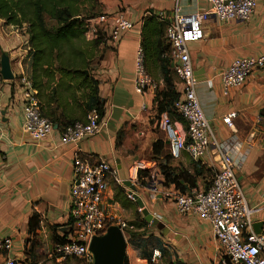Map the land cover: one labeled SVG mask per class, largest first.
<instances>
[{
	"label": "crops",
	"instance_id": "1",
	"mask_svg": "<svg viewBox=\"0 0 264 264\" xmlns=\"http://www.w3.org/2000/svg\"><path fill=\"white\" fill-rule=\"evenodd\" d=\"M101 13L111 15L123 9L133 22L132 28L121 39L107 40L100 51L98 65L86 74L96 80L100 99L104 101L103 124L100 129L78 144L60 142L61 129L57 127L44 138L32 139L22 127V102L24 87L21 73L30 74L31 58L27 54V34L0 19V48L10 57L12 80L0 75V235L9 236L12 248L9 255L25 257L28 219L32 213L39 215L34 253L48 252L52 247L53 233L62 234L68 221L69 188L73 175L74 153L83 156L104 157L115 169L108 177V188L103 194L101 207L128 221L137 219L141 210L129 194L124 181L136 186L148 211L158 219V224L147 222L143 232L146 237L136 246L127 244L126 264H229L224 262L211 224L194 213H179L174 201L165 194L150 198L149 188L182 190L189 186L207 188L217 169V163L208 155L194 160L185 151L178 157L169 155L165 133L157 117L155 90L136 91L134 61L141 41L143 17L150 13L170 14L171 0H98ZM181 13L204 12L207 0H179ZM203 36L187 42L191 65L196 75L195 91L205 117L222 145L237 163V175L251 206L264 204V67L252 71L245 82L223 93L221 72L239 56L264 55V0H256V7L247 21L219 20L209 14L202 23ZM20 56L24 67L20 75L13 70L11 59ZM152 77L163 80L159 63L146 61ZM175 90L181 83L172 74ZM162 86V83L159 85ZM81 91L76 92L77 104L67 103V115L84 120L85 106ZM54 107L55 104H52ZM59 111V110H58ZM236 111L233 127H228L222 117ZM175 124L184 123L173 117ZM163 141L159 155L153 154L152 144ZM168 155L167 165L177 180L163 185L159 170L160 160ZM145 161L151 167L140 184L133 179L129 167L135 161ZM156 183V185H155ZM152 235L153 242H146ZM161 249V257L152 263L148 256L152 248ZM51 249V248H50ZM163 260V261H162ZM163 262V263H162ZM0 264L2 260H0Z\"/></svg>",
	"mask_w": 264,
	"mask_h": 264
},
{
	"label": "built area",
	"instance_id": "2",
	"mask_svg": "<svg viewBox=\"0 0 264 264\" xmlns=\"http://www.w3.org/2000/svg\"><path fill=\"white\" fill-rule=\"evenodd\" d=\"M171 1L174 3L173 12L160 13L159 16L167 20L165 38L170 45L171 67L181 83L174 109L184 123V130L166 113L160 116L159 124L165 133L171 157L176 158L183 151L194 160L208 155L211 161L217 163V169L207 188L188 187L185 191L165 190L162 193L174 201L179 213L197 214L211 224L224 262L264 264V204L251 206L248 203L237 175V163L218 140L203 113L195 91L196 75L187 48V42L203 36L202 23L209 14L219 20L247 21L256 7V0H207L210 5L206 11L189 14L179 11V0ZM99 20L108 23L107 40L112 43L118 42L133 26L123 9L110 16L102 13ZM263 67L264 55L234 58L221 72L223 93L226 94L231 87L242 85L252 71ZM20 82L24 87L21 111L23 130L34 140L44 138L53 130L54 124L41 114L40 101L29 78L21 73ZM161 83L162 80L154 79L146 70L139 46L134 61L136 91H154ZM236 115V111H229L222 120L232 128V119ZM102 124L103 117H100L97 109L91 108L86 112L84 120H77L61 131L60 142L76 145L95 134ZM150 169L147 162L138 160L130 165L129 172L136 180L139 171ZM111 174H115V169L104 157L74 153L69 188L70 230L66 241L52 244L47 253L48 262L52 259L62 261L75 257L92 264L93 254L89 250V243L93 236L103 235L110 225H116L128 244L130 233L139 231L130 221L101 207ZM257 222H261L259 232L254 229V223ZM11 248V238L0 235V260L3 264H28L25 257L10 256L8 253ZM160 257L161 250L153 248L150 261L157 263Z\"/></svg>",
	"mask_w": 264,
	"mask_h": 264
},
{
	"label": "trees",
	"instance_id": "3",
	"mask_svg": "<svg viewBox=\"0 0 264 264\" xmlns=\"http://www.w3.org/2000/svg\"><path fill=\"white\" fill-rule=\"evenodd\" d=\"M89 1L92 0H0V19L4 20L5 24H11L19 30L24 28L27 34V54L31 58L28 78L40 101L41 114L53 124H56L61 131L75 121L81 120L67 115L66 101L71 100L72 104H77V91L83 90L81 91V97H84L86 112L91 108H95L101 118L104 116V100L100 99L98 95L96 80L85 73V70L89 71L92 67L95 55L93 52L88 53L87 50L83 49L78 40L82 36L84 25L88 23L87 26L90 28V24L95 21L94 18L97 16L93 13L91 7L88 9L86 2ZM97 4L99 6L97 14L101 15L98 0ZM166 26L167 20L161 19L159 14L150 13L143 17L140 46L143 52L144 64L151 75L146 66V61L150 59L152 63L158 62L163 79L161 88L158 86L155 89L156 119L158 120L163 113H166L171 119L173 117L180 119L174 109V102L179 93L175 90L172 78L174 72L169 56L170 45L165 38ZM92 30L93 42L97 46L103 41V36L100 35L98 30L94 28ZM2 52L0 48V55ZM52 104H55V106L53 107ZM162 148V140L159 139L153 142V154L159 155ZM167 159L168 155H165L159 163L164 186L169 182L177 184L176 177L171 175ZM149 171L138 172L137 176L140 184H146V181L142 178ZM186 189L182 188L181 191ZM130 222L139 231L130 233L128 244L136 246L142 241V237H146L142 235L143 232H146V228L144 230L140 229L147 225V221L142 213L137 211V219ZM68 224L69 221L65 224L66 228L61 235L53 233L52 243L67 240L70 230ZM38 226L39 215L32 213L28 219L30 236L26 239V244L28 242L30 244L24 249L27 255L25 260L28 264H34L40 260L35 259L37 254L34 253L37 244L35 235ZM153 239L152 235H148L146 242H153ZM150 256L151 253L148 256L149 260ZM126 263L125 258L124 264Z\"/></svg>",
	"mask_w": 264,
	"mask_h": 264
},
{
	"label": "water",
	"instance_id": "4",
	"mask_svg": "<svg viewBox=\"0 0 264 264\" xmlns=\"http://www.w3.org/2000/svg\"><path fill=\"white\" fill-rule=\"evenodd\" d=\"M214 16V15H212ZM87 73V70H85ZM0 75L4 80H12L14 73L11 69L10 57L6 51L0 55ZM56 127V125H54ZM129 188V194L139 206L144 219L154 225L158 224V219L148 211L144 201L136 194V186L129 179L124 181ZM261 222L254 223V229L259 232ZM127 242L118 226L110 225L106 233L99 236H93L89 243V250L93 254L92 264H124L126 257Z\"/></svg>",
	"mask_w": 264,
	"mask_h": 264
},
{
	"label": "rangeland",
	"instance_id": "5",
	"mask_svg": "<svg viewBox=\"0 0 264 264\" xmlns=\"http://www.w3.org/2000/svg\"><path fill=\"white\" fill-rule=\"evenodd\" d=\"M86 4L88 5V9H90V7H91L93 13L95 15H97V16H96V18H94L95 21L90 24V28H88V26H87L88 23L84 25L85 28H84V31L82 33V36L79 37L78 40L81 43L80 45L83 47V49L87 50L88 53H92V52L94 53L95 56L93 58L92 65L96 66V65H98V63H99V61H100V59L102 57V54H101L100 51L103 49V46H105L106 43H107L108 23L107 22H101L99 20L100 14H97L98 13V8H99V6L97 4V0H92V1L86 2ZM93 28L95 30H98L100 32V35L103 36V41H101L99 43V45H97V46H95L94 45L95 43L93 42V34H92L93 33V30H92ZM18 30L19 29H17V31ZM18 32L19 33H22L23 30H19ZM104 38H106V39H104ZM11 62H12L13 70L17 68V75H20L21 69H23V67H24V61L22 60V58L20 59V56L19 57L13 56L12 59H11ZM152 185H153L152 183L149 185L150 186L149 188L152 189L150 191V194L149 195H156L157 193L158 194L162 193L161 192V189L159 187H153L152 188L151 187ZM155 185H156V183H155ZM150 198L151 199H154L155 196L154 197L150 196ZM50 248H49V250H50ZM47 253L48 252H43L41 254H37L35 256V259L36 258L37 259H40L39 261H41L42 264H87L83 259H81V258H75V257L67 258V259L62 260V261H56V260H53L52 259L50 262H48V260H47V258H48L47 257Z\"/></svg>",
	"mask_w": 264,
	"mask_h": 264
}]
</instances>
